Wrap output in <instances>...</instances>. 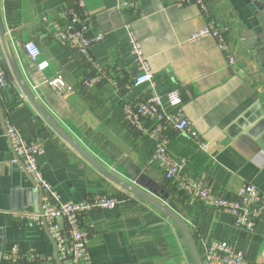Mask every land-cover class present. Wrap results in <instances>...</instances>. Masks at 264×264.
I'll return each mask as SVG.
<instances>
[{
	"label": "crops",
	"instance_id": "1",
	"mask_svg": "<svg viewBox=\"0 0 264 264\" xmlns=\"http://www.w3.org/2000/svg\"><path fill=\"white\" fill-rule=\"evenodd\" d=\"M172 1L0 0V15L25 83L75 142L124 181L149 194L168 195V200L162 198L174 205L198 252L202 241L220 240L249 261L259 262L264 259V213L249 234L234 229L229 214L188 197L151 162L152 141L125 124L121 105L142 99L150 90L147 84L133 86L139 71L129 45L132 32L154 75V91L164 95L186 88L192 94L185 98L183 115L206 148L198 149L173 129L165 131L171 153L186 159L182 173L192 178L204 175L210 190L226 200L234 201L246 183L264 194V0H207V14L195 5L177 8ZM79 2L91 18V35L104 34L90 51L109 77L87 89L82 81L95 71L54 37L56 31L69 27L66 12L77 9ZM209 24L227 29L233 65L214 39L188 41ZM249 31L253 38L244 36ZM250 39L253 43H247ZM28 42L38 46V63L46 62L43 68L29 59L24 50ZM7 76L9 86L0 91V264L13 247L23 264H31L26 261L31 253L42 258L38 264H56L49 236L19 217L39 212L40 207L35 211L39 193L23 167L12 163L5 120L24 140L42 143L36 162L62 202L104 193L120 198L116 208L88 212L81 220L91 234L92 264H194L173 222L90 165L18 91L13 75ZM56 76L68 92L49 85ZM163 107L171 111L165 99ZM150 126L149 121L143 123L145 128Z\"/></svg>",
	"mask_w": 264,
	"mask_h": 264
},
{
	"label": "built area",
	"instance_id": "2",
	"mask_svg": "<svg viewBox=\"0 0 264 264\" xmlns=\"http://www.w3.org/2000/svg\"><path fill=\"white\" fill-rule=\"evenodd\" d=\"M128 6V3H124ZM172 5L183 8L187 5L197 6L202 13L207 14V0H173ZM84 5L79 2L77 9H68L67 19L69 27L59 29L54 37L71 50L79 53L89 64L95 74L82 81V87H88L97 82L109 80L107 73L98 65L91 55V47L104 39L103 33H90L91 18L83 12ZM227 29L215 24H209L203 29L192 33L189 42H195L204 38L215 40L217 48L224 54L229 65L235 63L231 51V45L227 38ZM129 45L131 53L135 57L139 74L134 78L133 86L149 85V93L135 102H122L121 111L125 124L140 131L153 143L151 162L160 167L165 178L174 182L188 197L199 202L202 206L227 213L232 218V226L237 230H243L250 234L254 233L260 218L264 213V194L252 184H244L240 187L234 201L223 199L220 195L212 192L205 180L204 175L192 178L182 173L186 159L174 156L169 149V139L166 129H173L179 136L194 141L198 149H205L197 133L191 126L190 121L183 115L185 98L192 97L186 88H176L160 95L154 91V75L150 70L141 43L135 35L129 33ZM31 62L41 69L46 62L38 63L40 50L34 42L24 45ZM49 85L60 91H69L62 83L60 76L53 78ZM9 86L8 76L0 62V91ZM163 99L166 100L171 111L166 112L163 107ZM149 121L151 126L143 127V123ZM5 124V138L13 154V164H20L26 174L31 178L33 188L39 193V207L37 213L26 212L19 214L22 219H29L38 228L43 230L54 245V260L56 264H92L88 243L90 232L82 225V218L88 212L94 210H110L116 208L120 201L117 198L99 194L87 197L78 202H62L58 195L42 176L41 169L36 162V157L43 152L40 141L28 142L24 140L14 126L7 120ZM63 220V230L57 222V218ZM203 252L201 255L203 264H264V259L250 263L242 252L236 253L226 242L202 241ZM42 258L38 254L31 253L27 258L31 264H38ZM2 264H23V258L15 247L5 252L2 256Z\"/></svg>",
	"mask_w": 264,
	"mask_h": 264
},
{
	"label": "water",
	"instance_id": "3",
	"mask_svg": "<svg viewBox=\"0 0 264 264\" xmlns=\"http://www.w3.org/2000/svg\"><path fill=\"white\" fill-rule=\"evenodd\" d=\"M244 36L253 38V33L251 31L246 32ZM251 40V39H250ZM0 41L2 49H0V62L7 74L11 73L16 82V88L21 91L29 103L34 107V109L41 115V117L64 139L73 149H75L90 165H92L96 170H98L104 177L110 180L112 183L132 195L133 197L146 203L148 206L159 211L165 217L173 222L176 228L182 235V238L189 250V253L193 259L194 264H203L201 256L195 246L192 236L185 224V222L174 212V205L171 202L166 204L160 203L154 198L150 197L144 193L139 188L134 185L124 181L120 177L114 175L110 170L106 169L101 165L95 158H93L89 153H87L75 140L49 115V113L41 106L39 101L35 98L33 93L30 91L29 87L25 83L21 72L18 69L17 63L14 59V55L11 51L9 42L6 37V33L1 21L0 15ZM253 43V40L247 43ZM5 58V59H4ZM7 63V66L5 65ZM165 200H168V195H162ZM39 198V195H38ZM39 202V201H38ZM37 202L35 211L39 210V203ZM57 222L60 229L63 230V220L61 217L57 218Z\"/></svg>",
	"mask_w": 264,
	"mask_h": 264
},
{
	"label": "rangeland",
	"instance_id": "4",
	"mask_svg": "<svg viewBox=\"0 0 264 264\" xmlns=\"http://www.w3.org/2000/svg\"><path fill=\"white\" fill-rule=\"evenodd\" d=\"M141 190V189H140ZM144 192V191H143ZM144 193H146V192H144ZM129 194V193H128ZM147 195H149L150 197H152V198H154L155 200H157V201H159L160 203H163V204H166L167 202L162 198V196L161 195H158V194H149V193H146ZM99 195V194H98ZM103 195H107V196H109V197H114V198H117L119 201H120V198H118V196H116L115 194H112V193H104ZM132 196V195H131ZM133 197V196H132ZM213 210V209H212ZM216 211H218V210H216ZM222 212V211H221ZM187 222V224H188V226H190V224L188 223V221H186ZM187 226V225H186ZM191 228H192V226H191ZM234 228V227H233ZM193 229V228H192ZM234 229H236V228H234ZM246 232V231H245ZM248 233V232H247ZM250 234V233H249ZM218 241H220V240H218ZM205 242H209V241H205ZM210 242H217V240H210ZM221 242H225V241H221ZM202 243V242H201ZM226 244L228 245V246H231V247H233L232 245H230L229 243H227L226 242ZM202 252H203V245H202V250H201V252L199 251V254H200V256L202 255ZM201 260H202V258H201ZM248 260V259H247ZM249 261V260H248ZM250 263H253V262H251V261H249ZM203 263V262H202Z\"/></svg>",
	"mask_w": 264,
	"mask_h": 264
},
{
	"label": "trees",
	"instance_id": "5",
	"mask_svg": "<svg viewBox=\"0 0 264 264\" xmlns=\"http://www.w3.org/2000/svg\"><path fill=\"white\" fill-rule=\"evenodd\" d=\"M169 181V180H168Z\"/></svg>",
	"mask_w": 264,
	"mask_h": 264
}]
</instances>
